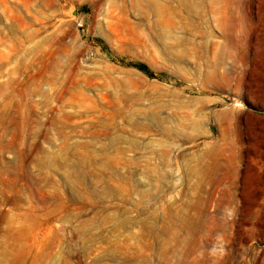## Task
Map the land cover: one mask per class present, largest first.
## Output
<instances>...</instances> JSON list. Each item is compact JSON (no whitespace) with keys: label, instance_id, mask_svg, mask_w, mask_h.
Returning <instances> with one entry per match:
<instances>
[{"label":"rangeland","instance_id":"374dc122","mask_svg":"<svg viewBox=\"0 0 264 264\" xmlns=\"http://www.w3.org/2000/svg\"><path fill=\"white\" fill-rule=\"evenodd\" d=\"M0 264H264V0H0Z\"/></svg>","mask_w":264,"mask_h":264},{"label":"trees","instance_id":"16d2710c","mask_svg":"<svg viewBox=\"0 0 264 264\" xmlns=\"http://www.w3.org/2000/svg\"><path fill=\"white\" fill-rule=\"evenodd\" d=\"M142 68L145 69L144 66Z\"/></svg>","mask_w":264,"mask_h":264}]
</instances>
